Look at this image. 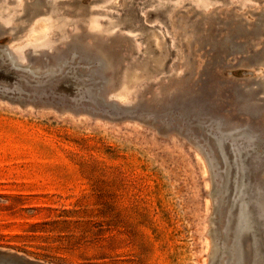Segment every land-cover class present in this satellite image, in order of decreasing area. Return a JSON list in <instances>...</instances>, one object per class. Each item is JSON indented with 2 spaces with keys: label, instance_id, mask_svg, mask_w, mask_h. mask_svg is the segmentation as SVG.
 Wrapping results in <instances>:
<instances>
[{
  "label": "rangeland",
  "instance_id": "374dc122",
  "mask_svg": "<svg viewBox=\"0 0 264 264\" xmlns=\"http://www.w3.org/2000/svg\"><path fill=\"white\" fill-rule=\"evenodd\" d=\"M74 33L99 43L122 106L110 119L0 99V248L53 264L202 263L204 158L132 104L191 80L190 103L264 117V0H0V50L20 61ZM66 65L84 68L73 54Z\"/></svg>",
  "mask_w": 264,
  "mask_h": 264
},
{
  "label": "water",
  "instance_id": "95a60500",
  "mask_svg": "<svg viewBox=\"0 0 264 264\" xmlns=\"http://www.w3.org/2000/svg\"><path fill=\"white\" fill-rule=\"evenodd\" d=\"M84 37L86 34H71L66 42L51 51L42 50L27 62L18 60L4 46L5 52L0 54V99L22 107H49L57 112L115 118L107 110L110 104L122 106L107 97V92L114 88V66L99 43ZM71 54L84 68L66 65ZM166 83L158 82V90L137 98L132 106L139 119L160 132L172 131L193 144L204 158L210 180L211 213L207 229L209 246L200 264H264L261 111L230 107L222 112L207 97H198L200 100L190 103L182 95L191 89V80L162 92ZM0 264L53 263L0 248Z\"/></svg>",
  "mask_w": 264,
  "mask_h": 264
}]
</instances>
